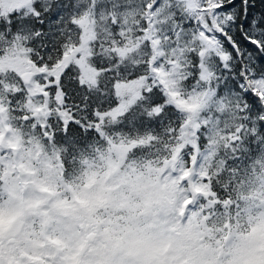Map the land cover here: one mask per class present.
Wrapping results in <instances>:
<instances>
[{"label":"snow or ice","instance_id":"snow-or-ice-1","mask_svg":"<svg viewBox=\"0 0 264 264\" xmlns=\"http://www.w3.org/2000/svg\"><path fill=\"white\" fill-rule=\"evenodd\" d=\"M130 8V0H0V59L22 53L34 66L28 83L0 74V102L53 143L59 125L70 147V128L100 136L109 122L150 133L153 145H183L185 166L211 193L194 207L222 213L234 186L251 184L264 162V0H144L134 27L140 55L123 60ZM85 19L95 32L87 56ZM133 81L131 100L117 95ZM30 99L46 106V124L25 107Z\"/></svg>","mask_w":264,"mask_h":264},{"label":"rangeland","instance_id":"rangeland-1","mask_svg":"<svg viewBox=\"0 0 264 264\" xmlns=\"http://www.w3.org/2000/svg\"><path fill=\"white\" fill-rule=\"evenodd\" d=\"M83 24L85 27L83 39L85 41V55L87 56V42L93 39V34L87 19L84 20ZM83 63L85 65L86 80L94 81L97 75L94 69L87 67L86 60ZM10 66L15 68L20 76L29 68V66L18 63L16 60L11 61ZM139 86L136 82L120 86L117 95L126 101L131 100L133 93ZM0 145V151L5 152L6 157H9V152L13 153L11 159L15 163H13V173L18 176L17 178L13 177V173L9 172L2 177L1 182L7 188L6 203H8L7 209L3 211V219L0 218V242L7 234L12 233L19 227L21 228V234L16 237L14 242L7 245L4 241L3 249L0 251V264H41L39 261L41 255L39 245L42 244V241L48 247L45 255L51 259V264H71V259L76 264H217L218 261L220 264H264L260 262V260H264V229L259 231L257 236H248L252 239L249 240V244L245 242L246 240L235 243L233 257L226 259V251L223 250L220 255L216 253L212 247L216 248L218 244L212 245L211 233L207 235L205 233V216L208 212L206 214L202 213L204 209H200L195 218L192 215V210H190L188 215H184L182 219L174 222L173 219L177 210L180 209V212H183V210L188 209L189 203L195 204L200 195L209 196L207 191L204 192L203 188L197 187L201 184L195 182L193 169H190L187 175L186 169L179 167V160L176 158L173 162L165 164L160 173L153 174L150 178L148 176L147 180L143 177L139 178V176L131 175L122 177L121 179L127 182V185L130 181L135 180L134 183H131V191L127 195L128 199L125 203L128 204L109 213L107 202L108 169L111 170L112 177L124 172L127 167V154L130 147L110 144L108 159L106 157V163L101 169V174L91 181L82 178L83 181L86 180L82 185L71 186L76 190L71 192V195H73L71 196V206L63 209L64 204H62L64 207L57 208L53 203L60 201V199L63 203L69 202L70 192L67 191L64 196H62V191L48 194L45 193L47 191L45 190L46 184H42V180L45 179L44 172L42 173V165L48 157L39 154L33 156V158L24 153L21 147H11L12 145L8 144L7 139H3ZM32 170H37V173L32 172ZM45 171L56 184L60 172L59 165L57 168H49ZM178 171L181 177V183L179 184V181L169 178V176H176ZM50 179L46 178L45 182L48 183ZM101 180L103 183L98 192L87 198L85 196L83 198L80 196V199L75 198V194L82 192L84 189L86 192H91L98 183H101ZM89 182H92L90 188ZM150 188L153 189V192L148 195V198L151 205L155 204V217L154 214L152 216L146 213L141 214L144 206L140 194H147ZM181 190L184 191L181 192ZM179 192L183 195V198H181L178 205L176 203L177 199L173 201V198H177L175 195ZM190 192L197 194L189 201L188 195ZM133 198L140 214L146 217L151 216L152 219L154 217V221L152 223L146 221L147 227L141 233L125 236L124 231L127 230L126 221L128 219V217H125V210L129 208V201ZM76 209L86 210L88 213L87 219L73 216L72 213ZM109 214L114 218H109ZM258 214L261 213L257 211L253 217L259 219ZM156 218H162L163 222L174 225L170 231L177 233L180 237L175 246L171 238L167 243H157L151 236L143 234L156 227ZM261 218V225H263L264 214ZM17 221H21V224ZM34 223L35 226L32 228ZM112 224L123 229L122 244L121 242L111 244L110 239H116L114 237L116 234L110 233V225ZM68 225L70 227L75 226L77 233H71L68 230L70 228L65 229L67 231L64 233L57 231L58 226H62L64 229ZM82 225H89L94 230L95 241L91 246L86 244L87 234L79 230ZM49 228L55 229L56 233L59 234L55 238L47 236L46 231ZM65 233L69 237H66ZM206 237L211 244H206ZM10 239H12L11 236L8 237L7 241ZM71 241L75 243L74 258H70L68 254H65L71 250ZM103 242H106V248L101 247ZM245 249L255 253L245 256ZM99 252L102 255H99ZM253 258L256 260L253 261ZM257 258L260 260L258 261Z\"/></svg>","mask_w":264,"mask_h":264},{"label":"trees","instance_id":"trees-1","mask_svg":"<svg viewBox=\"0 0 264 264\" xmlns=\"http://www.w3.org/2000/svg\"><path fill=\"white\" fill-rule=\"evenodd\" d=\"M143 2L144 0H130L131 8L127 17V23L131 27L126 33L127 44L122 50L123 60H129L134 55H140L143 40L135 39L137 34L134 31V27L138 23L142 22L140 18V6L143 4ZM145 17H149L155 20V17H151L150 13H145ZM156 27H159L158 23L156 24ZM90 30L93 34V39H95V32L93 31L92 26H90ZM155 34V31L150 30L148 33H146V36L151 37ZM14 60H16L18 63L20 62L22 64H25L26 66L34 68V66L31 65L26 56H24L22 53L16 56L8 55L0 59V74H6L8 76L16 75L20 77L19 72L15 68L10 66V62ZM134 63L142 66L143 59H137L136 61H134ZM135 82L136 81H133L132 83ZM67 83L70 84L71 82ZM120 86L125 85H119L117 87V91ZM165 86L167 87V84H165ZM8 90L16 91V87L13 86L11 89H9L6 86V91ZM39 90L40 89L38 87L35 88L31 91V95L34 97L36 92H38ZM70 95L74 97L76 103H79V99L75 98L74 92L70 93ZM69 103L71 104L72 101H70ZM38 104V101L33 103V101L30 99L25 107L32 113V115L37 117V124L44 125L47 123V117L50 113L47 111L46 106L43 110H41L38 107ZM195 107L196 106L194 105L187 106L188 110L190 111H194ZM30 123L31 122L29 120L26 123L23 122V119L21 118L19 113H13L12 111H10L8 104L0 102V144L3 139H7L8 144L12 145L11 147H21L24 153L32 157L39 154H42L41 156L48 157V159L44 161L42 165V173L44 172L45 179H50L45 169L49 170V168H57V166L59 165L60 172L58 174L56 184L51 179L50 181H48V183L45 182V179L42 180V184H46L45 190L47 191L45 193L50 194L51 192L57 193L62 191V196H64L67 191L70 192L69 202L63 203V201H61L60 199V201H55L53 203L57 208L65 206L63 209H66L71 206V196H73L71 195V192L76 191L75 188L71 186H74L76 184L82 185L86 180L91 181L95 177L98 178V175H100L102 172L101 169L106 163V157L108 159L110 144L130 147V151L127 154V167L124 172L119 173V175L113 174L114 176L112 177L111 170L108 169V194L117 191L121 187L127 185V182L121 179L122 177L131 175L139 176V178L143 177L145 178V180H147L148 176L150 178L153 174L160 173L165 164L173 162L175 158L179 160V167H181V169H186L187 175L190 171V169L185 166L182 158V149L184 148L183 145H179L175 148L170 149L168 145H163L161 147L159 140H156L155 145H153V138L151 137L150 133L148 134V137H145L144 135H142V129L133 130L128 124L115 125L114 122H109L108 125L103 126L104 130L101 132L100 136H97L96 132H84L83 134H81L79 130L70 128L68 139L74 145L70 147L69 145L63 143L64 134L60 131L59 125H55L56 138L55 143H53L52 137L49 136L47 132H44L42 135L41 128H38L36 124H32L31 127H29ZM116 127H118L120 131H116ZM8 156L9 157H6L5 152L0 151L1 219H3L4 217L3 211L7 209L8 203H6L7 188L1 182L2 177L6 176L9 172L13 173L15 164L14 161L11 160L13 158V153L9 152ZM262 163L264 162H256L257 166L255 169H253V175L256 176V179L253 180L251 184L247 181H241L234 186L230 193L233 199L229 201L231 207L228 210L223 211L222 213L208 212L207 214L205 209L202 211V213L206 214L205 233L206 235L211 233V239L213 240L212 245L216 243L218 244L216 248H212L216 253H219V255L223 250H225V253L227 254L226 259L233 257L235 243H240L242 240H246L245 242L249 244V240H252L249 237H254L255 235L257 236L259 234V231L264 229V224L261 225V217L264 214V183L261 182L262 180H264V177L261 176V173H264V167H261ZM32 172L37 173V170H32ZM13 177L17 178L18 176L13 173ZM82 178H85L86 180L83 181ZM169 178L179 181L178 184L181 183L179 171L176 176H169ZM194 180L195 182L197 181L195 178ZM91 183L92 182H89V188L91 187ZM200 184L201 186L198 185L197 187L203 188L204 192L207 191L210 195L211 193L208 190V186L203 185L202 183ZM217 190L219 191V189ZM130 191L122 193L118 203H113L108 197V212L110 213L111 211H115L116 208L126 206V204L128 203L125 202L128 199L127 195L130 193ZM183 191L184 190H181V192ZM85 192L86 191L84 189L82 192L75 194V198L80 199V196L81 198H83V193ZM195 194L197 193H189V201L193 199V197H195ZM140 197L141 202H143L144 206L141 214L146 213L150 214L151 216L152 214H154L155 217V204L151 205V201L149 200L146 193L140 194ZM175 197L177 198H173V201L177 199L176 203L179 205L181 198H183V195L179 192L176 193ZM205 197L207 199L208 195H205ZM62 204H64V206ZM190 205H193V207L190 208ZM128 209L129 208L125 210V217H127L126 213L128 212ZM190 210L194 212L192 215L195 218L200 208L194 207V204L189 203L188 209L183 210V212H180V209L176 211L174 218L175 221L181 218L179 215H183ZM257 211L261 213L258 214L259 219L253 217V215L256 214ZM250 215L252 216L251 219ZM112 217L113 216L109 214V218ZM256 220L258 221L256 222ZM206 244H211L207 237ZM244 251L246 253L245 256H248L251 253H255L251 252L248 249H245ZM252 260L255 261L256 259L253 258ZM259 260L260 259H258V261ZM260 262L264 263V260H260ZM217 264H220L219 261L217 262Z\"/></svg>","mask_w":264,"mask_h":264},{"label":"clouds","instance_id":"clouds-1","mask_svg":"<svg viewBox=\"0 0 264 264\" xmlns=\"http://www.w3.org/2000/svg\"><path fill=\"white\" fill-rule=\"evenodd\" d=\"M134 182L135 180L130 181L128 185H125L121 187L119 190L108 194L109 199L113 203H118L121 198L122 193L126 191H130L131 183H134ZM102 183L103 182L101 180V183H98L97 186L91 190V192H85L83 193V195L87 198L91 196L93 193L98 192L100 188L102 187ZM152 192H153V189L150 188L148 190L147 195H151ZM72 215L86 220L88 213L84 209H76L73 211ZM126 215L128 219L126 221L127 230L124 231L125 236H130L133 233H141L143 229L147 227L146 221L148 223L153 222V219L151 217H146L140 214V210L137 209L134 198L131 201H129V209ZM172 227H174L173 224L163 222L162 218H156V227L149 229L147 232H144L143 234L151 236L153 240L157 243H167L169 239L171 238L175 246L176 243L179 242L180 237L178 236L177 233H173L170 231ZM119 230L120 229H117V231Z\"/></svg>","mask_w":264,"mask_h":264},{"label":"flooded vegetation","instance_id":"flooded-vegetation-1","mask_svg":"<svg viewBox=\"0 0 264 264\" xmlns=\"http://www.w3.org/2000/svg\"><path fill=\"white\" fill-rule=\"evenodd\" d=\"M17 222L21 224V221H17ZM34 226H35V223L32 224V228H34ZM67 228H70L68 230H70L71 233L72 232L73 233H77L75 226H71L70 227V225L66 226L64 229H63L62 226L61 227L58 226L57 231L64 233V232L67 231V230H65ZM117 229H120V228L115 226L114 224L110 225V233H115L116 234V236H114L116 239H113V238L110 239L112 245L116 244V243L118 244V242H121V244H122L123 229H120L119 231H117ZM79 230L82 231L84 234L85 233L87 234L86 237L87 236L88 237L86 238V242H87L86 244L91 246L94 243V241H95V234L93 232L94 231L93 228L91 226H89V225H82L79 228ZM32 231L33 230L31 229V232ZM110 233L108 232V234H110ZM19 234H21V228L20 227L17 228L16 230L12 231V233L7 234L6 237L3 238V241L0 242V251L3 249L4 241H6L7 245H10L12 242H14V240L16 239V237ZM46 234H47V236H49L51 238H53V237L55 238V236H57L59 233H56L55 229L49 228L46 231ZM10 236H11L12 239L7 241L8 237H10ZM65 236L69 237L67 233H65ZM102 244H103V246H101V247L102 248H106V242H103ZM39 248L41 250V255H40V259H39L40 263L41 264H51V259L45 255L48 247L44 244V241H42V244L39 245ZM74 250H75V243L73 241H71V250H70L69 253H65V254H68L70 256V258H72V257L74 258ZM99 255H102L101 252H99ZM116 259H118V258H116ZM71 264H76L75 262H73V259H71Z\"/></svg>","mask_w":264,"mask_h":264},{"label":"water","instance_id":"water-1","mask_svg":"<svg viewBox=\"0 0 264 264\" xmlns=\"http://www.w3.org/2000/svg\"><path fill=\"white\" fill-rule=\"evenodd\" d=\"M33 78V68L26 69V72L21 76V79L24 81V83H28ZM25 122L27 120L23 119Z\"/></svg>","mask_w":264,"mask_h":264}]
</instances>
